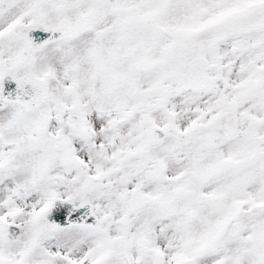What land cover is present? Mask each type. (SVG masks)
Wrapping results in <instances>:
<instances>
[{
	"label": "snow or ice",
	"instance_id": "snow-or-ice-1",
	"mask_svg": "<svg viewBox=\"0 0 264 264\" xmlns=\"http://www.w3.org/2000/svg\"><path fill=\"white\" fill-rule=\"evenodd\" d=\"M0 264H264V0H0Z\"/></svg>",
	"mask_w": 264,
	"mask_h": 264
}]
</instances>
